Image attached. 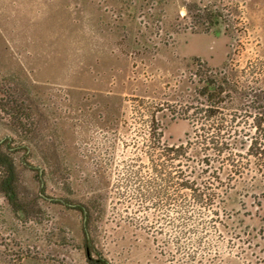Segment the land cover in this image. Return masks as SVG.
Here are the masks:
<instances>
[{"label": "rangeland", "instance_id": "1", "mask_svg": "<svg viewBox=\"0 0 264 264\" xmlns=\"http://www.w3.org/2000/svg\"><path fill=\"white\" fill-rule=\"evenodd\" d=\"M194 5L219 9L223 24L209 33L192 27ZM197 59L225 70L240 88L258 83L264 89V0H0V71L19 75L44 102L63 166L53 161L47 142L18 140L2 114L0 141L29 147V163L44 171L49 198L78 205L103 197L105 216L94 243L110 264L264 260V169L249 160L235 175L197 144L189 120ZM153 116L162 142L187 147L190 181L216 190L211 212L217 223L207 231L182 226L173 207L150 208L130 194L132 171L143 173L148 165ZM22 157L16 160L23 188L40 196L37 177L20 166ZM39 206L48 218L36 225L16 220L0 199V264H20L26 256L87 264L81 215L45 199ZM58 229L71 241L66 247L51 241Z\"/></svg>", "mask_w": 264, "mask_h": 264}, {"label": "trees", "instance_id": "2", "mask_svg": "<svg viewBox=\"0 0 264 264\" xmlns=\"http://www.w3.org/2000/svg\"><path fill=\"white\" fill-rule=\"evenodd\" d=\"M190 16L192 27L202 26L204 33H209L224 22L221 11L213 6L194 5ZM195 62L196 104L189 108L193 112L189 120L195 128L197 144L201 146L202 152L212 154L214 164L231 167L235 175H241L246 170L249 160H253L259 169H264V89L258 83L256 89L240 88L229 79L225 70L212 69L199 59ZM239 101L246 104L240 106ZM46 112L48 109L44 102L32 93L27 81L17 74H3L0 71V114L9 118L12 131L23 143L38 146L47 142L53 161L62 167L64 157L60 137L54 127L47 126ZM156 124L153 116L149 126L150 144L146 153L148 165L143 173L132 171L135 181L131 185L130 194L133 198L139 195L142 203L150 208L173 207V213L182 222V226L188 224L195 230L202 227L203 231H207L208 227H214L217 223L211 212L217 200L216 190L212 187L201 188L190 181L184 164L187 161V147H169L162 142L164 136ZM12 144L11 139L0 141V199L6 202L9 213L16 220L40 225L48 218L39 206L42 195L46 197L45 174L39 175V169L29 163V147H15ZM238 149L245 154L239 153ZM20 153L23 155L20 166L37 176L41 186L40 196L29 195L23 188L16 160ZM206 158L211 159L209 156ZM206 164L216 175L218 170L212 163ZM65 190L71 193L69 184ZM52 200L53 203H66L64 206L70 208V203L64 199ZM78 205L80 208L76 210L83 218L85 240H90L94 248L89 258L86 256L87 264H110L97 251L94 243L105 216L103 197L97 194ZM261 264H264V260Z\"/></svg>", "mask_w": 264, "mask_h": 264}, {"label": "flooded vegetation", "instance_id": "3", "mask_svg": "<svg viewBox=\"0 0 264 264\" xmlns=\"http://www.w3.org/2000/svg\"><path fill=\"white\" fill-rule=\"evenodd\" d=\"M39 172V175L40 174H44V171H41V170H39L38 171ZM35 174V173H34ZM37 177V176H36ZM40 189H41V186H40ZM40 189H39V192H40ZM42 197H43V199H45L46 201L48 200L50 203H53L52 201V199L51 198H49L47 195H46V197L45 196H43L42 195ZM64 204H66V203H63L62 202V204H60V205H63L64 206ZM69 204V203H68ZM69 209H72L73 211H76L77 212V210L76 209H78V208H80L79 207V205H75V204H73V205H71V204H69ZM79 213V212H78ZM80 214V213H79ZM81 215V214H80ZM82 217V216H81ZM83 219V218H82ZM82 231H84L83 230V228H82ZM52 236V238H51V241L53 242V244L54 245H56V246H58V247H66V245H67V243H71V241L69 242V239H68V237H67V234L63 231V230H60V229H58V230H56V231H54L53 232V234H51ZM82 243H83V246L85 247L84 249H85V253H86V256H87V258H89V255L92 253V251H93V245H92V243H91V241L90 240H85V234H84V232H83V239H82ZM19 249H20V247L19 246H15L12 250H14V251H12V252H18L19 251ZM31 259H33V260H37V262L39 263V262H43V264H47V261H46V259H41V258H39V257H31V256H26V257H24L21 261H20V264H23V261L24 260H31ZM95 259V258H94ZM86 263H87V259H86Z\"/></svg>", "mask_w": 264, "mask_h": 264}, {"label": "water", "instance_id": "4", "mask_svg": "<svg viewBox=\"0 0 264 264\" xmlns=\"http://www.w3.org/2000/svg\"><path fill=\"white\" fill-rule=\"evenodd\" d=\"M24 264H43V263L41 262L38 263L37 260L31 259V260H25Z\"/></svg>", "mask_w": 264, "mask_h": 264}]
</instances>
